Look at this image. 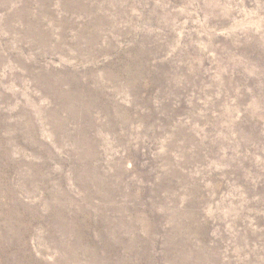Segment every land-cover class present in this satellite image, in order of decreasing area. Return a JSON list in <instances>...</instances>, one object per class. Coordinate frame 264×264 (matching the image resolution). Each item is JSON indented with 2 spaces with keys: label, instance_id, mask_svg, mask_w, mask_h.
<instances>
[{
  "label": "rangeland",
  "instance_id": "374dc122",
  "mask_svg": "<svg viewBox=\"0 0 264 264\" xmlns=\"http://www.w3.org/2000/svg\"><path fill=\"white\" fill-rule=\"evenodd\" d=\"M0 264H264V0H0Z\"/></svg>",
  "mask_w": 264,
  "mask_h": 264
}]
</instances>
